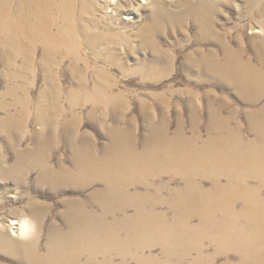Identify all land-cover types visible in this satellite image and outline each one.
Here are the masks:
<instances>
[{"label": "bare ground", "instance_id": "bare-ground-1", "mask_svg": "<svg viewBox=\"0 0 264 264\" xmlns=\"http://www.w3.org/2000/svg\"><path fill=\"white\" fill-rule=\"evenodd\" d=\"M240 1V21L231 23L218 19L221 6L228 4L223 0H0V62L9 81L14 78L12 65L31 75L34 70L43 72V101L31 121L47 131L44 136L33 134L35 148L20 153L16 166L6 160L0 164V177L23 188L35 171L32 188L59 192L72 187L77 192L57 197L63 229L48 231L44 254L27 240L38 236L46 210L40 200L28 201L24 212L31 218L11 221L17 225L13 236L20 239L9 238L7 229L0 227V248L14 264H155L154 257L146 256H153L157 246L171 263L173 254H187L176 240L193 241L201 229H214L222 252L238 253L239 261L230 264H264V0ZM141 18L146 21L136 24ZM169 36L174 40L169 39L165 49L162 39ZM143 48L148 57L135 56ZM175 70L187 75V92L182 97L174 90L171 100L189 107L192 135L187 136L179 122L169 136V125L161 120L149 126L144 147L137 152L129 137L120 139V128L109 129L119 140L103 151L107 165L96 159L87 134L80 140L75 137L74 115L68 120L60 106L64 73L72 107L92 102L95 109L115 105L125 112L126 101L136 95L116 88L117 73H139L147 83ZM216 89L232 91L251 108L244 115L246 129L233 124L236 111L221 115L218 105L226 96L212 104ZM201 91L208 100L206 138L191 108ZM140 97L156 105L170 98L166 90L156 89ZM6 108L0 101V109ZM63 117L66 121L59 129ZM90 118L98 121L91 113ZM9 121V114L0 121L2 131L18 135L23 121L14 127ZM55 135L68 146L67 153L51 143ZM168 176L153 190L157 182L152 179ZM98 183L108 191L90 192ZM119 184L126 187L117 189ZM121 208L133 215H115ZM161 211L171 212V220ZM170 229L185 230L172 236ZM131 248H141L144 255L135 256Z\"/></svg>", "mask_w": 264, "mask_h": 264}, {"label": "rangeland", "instance_id": "rangeland-1", "mask_svg": "<svg viewBox=\"0 0 264 264\" xmlns=\"http://www.w3.org/2000/svg\"><path fill=\"white\" fill-rule=\"evenodd\" d=\"M223 1L224 2L226 1L228 4L221 6V14L218 17L219 21L231 22V23L239 22L240 12L238 8L241 4V1L240 0H223ZM143 14H146V12L144 11ZM145 21L146 20L144 18H141L136 24L140 25ZM169 39L171 41L174 40L171 36L162 39L165 45L164 46L165 49H167V47L170 46L171 42ZM165 40L168 41L165 42ZM146 53H147V49L143 48L141 49V52L136 53L135 56L144 59L148 57ZM2 54H3V50L0 48V57ZM132 62L133 59H131V63ZM0 64H1L0 65V101H4V104L7 107L6 109H0V121L2 122L4 117L7 114H9L10 115L9 122L14 127L19 121L24 120L23 118L24 111L27 112V117L23 121L22 128L18 135H15V133L12 134L11 132H7V131L3 132L2 130H5V128L0 125V129H1L0 164L4 163V161L6 160V162L10 163V166L14 167L18 163L17 156L20 153H24L30 149L35 148L36 141L33 138V134L35 132L36 134H40L41 136L47 134L44 125L41 126L31 121V119L36 115V112L38 110L37 109L38 105L42 103L41 101H43V91L45 89V86L42 81L43 72L41 70L40 71L34 70L33 71L34 74L31 75V73H29L28 70H22L19 67L12 65V68L9 70L11 76L14 78H11V81H9L10 77L9 78L6 77L9 74V72L6 71V69L2 66L1 62ZM60 72L63 71H61L60 69ZM126 73H122V72L117 73L116 78L118 80V84L116 88L126 91L125 92L126 94L136 95V97L133 100L126 101L125 105L127 111L125 112L123 111L120 112L119 110H117L118 108L115 105L112 107L107 106V107H100L95 109L93 107L94 103L91 104L92 102L78 103L77 106L72 107L71 104L68 103V100L66 98L70 89L69 88L70 86L65 81L67 75L64 73L62 76V78L64 79L63 81L64 87L62 88V94H64V96L61 99L60 106L67 113L66 115H68L67 118L68 120L71 118V115H74V121H75L74 123L77 126V132H75V137L78 140H80V137L83 135V133L87 134L88 137L87 140L91 142L93 150L95 149L94 154L96 156V159L98 160L100 159V162L106 165L109 163V161L102 160L103 151L109 150V148L112 145H114V143H117L119 140L118 137L114 136V134L109 132V129H114L116 127L120 128L124 133L122 135L124 137L120 136V139L123 138V140H125L126 137L127 138L129 137L128 139H131L129 141L133 143L134 146L133 149L137 152H140V150L143 149L144 147L145 139L147 138V136H149V131H148L149 126L153 123L155 124L160 123L161 120L168 123L169 136L173 135L174 132L177 130V126L179 122L182 124L184 128V132L187 136H191L193 133L192 131L193 119L191 118V112H189L190 111L189 107H187L183 102H178L176 99L171 100V92H174V90L176 92H179L178 95H181L182 97H186L187 90L185 88L184 83L187 75L185 73L175 70L169 72L166 76L162 77L158 81L153 80L147 83L142 82V75L139 73H131V72H126ZM20 75L28 76V77L26 78L18 77L17 79L15 78ZM14 86H20V87L19 89L15 90ZM154 89L159 91L166 90L167 94L170 97L168 99V103L156 105L150 99H146L144 101L145 104L144 102H141L140 96H144L146 92ZM10 90L12 92L9 95L7 92L8 91L10 92ZM214 93H215V97L217 98L214 97L212 104L215 105L219 101L218 98H222L224 96L227 97L225 102L221 103V107L220 104L218 105L221 115L223 117H228L233 115L231 112L236 111L237 115L233 120V124L235 122H239L241 123L243 129H246L247 121L244 115L251 108L245 106L232 91L229 94H225V92H223L222 90L216 89ZM206 102H208V100L204 97L203 92L201 91L200 95L194 99V105L191 107L197 113V118L195 121L197 122L198 129L200 128L199 131L201 133L202 138H206L208 133L206 128L208 123ZM90 113L91 115H96L98 121L91 120ZM65 121H66L65 117L61 118L60 124L57 127L61 129L64 126ZM100 126L105 127V129H103V127ZM127 129L131 131L127 133L128 135L125 134L126 133L125 131H127ZM52 140L53 141L51 143L60 146L59 149L61 148L60 151L62 153L68 152L69 150L68 146L62 143V140H60V135H55V137ZM51 143H50V147L53 146V144ZM114 155H116V153H114ZM66 164L70 165L69 162L67 161ZM35 174L36 172L34 171L32 175L33 178L35 177ZM33 178L25 179L23 181L25 187L19 188L13 182L5 181L0 177V222H2L3 225L0 227L3 229H7L8 237L13 238L14 236L12 231L13 229L15 230L17 228V225L16 226L11 225V221L14 220L18 221L23 219L24 217L31 218V216L26 215L24 212V210L28 206V201L32 198L36 200H40V202L43 205H45L44 209L46 210L44 211V215L42 214V218L40 221L41 223L40 229L37 230L38 236L34 238L35 234H33L27 240L37 243L38 244L37 252L39 254H44L47 250V241H48L47 236H49L48 231L50 229H63V222L61 216L63 210L59 202V199L57 197L61 196L62 198H66L69 196H75L77 195V192L72 187H62L59 192L57 191L52 192L48 187L45 186H40L39 188H32L31 187L32 184L29 182H34ZM168 178L169 176L157 180L152 179L155 180V182H157V185L153 187V190L157 191L158 188L162 186L160 182L167 181ZM174 186L176 185L174 184ZM125 187L126 185L119 184L117 186V189H124ZM90 189H91L90 192L96 194L102 193L103 189L104 192L108 191L107 186L104 187L100 183L95 184ZM100 200H104V199H100ZM109 204L111 205L110 202H107V205ZM98 211L99 210H96L95 212ZM147 212H150V210H147ZM165 212L163 214V211H161L160 214H163L168 220H171L170 218L173 217L171 212H167V213ZM114 214L118 215L120 218H123L129 215H133V212L121 208L118 209L117 212H114ZM194 222L197 223V220H195ZM183 230L185 229H170V233L172 236L176 233L183 234ZM201 230H202L201 235L200 234L197 235V233L193 234L194 236L193 241L192 240L188 241L184 238H180L176 240L175 244L176 245L182 244L180 250L182 251L185 250L187 254L183 257H180L179 254H173L171 258V263L167 262L165 255H162V248L160 246L154 248L153 256H146V257H154L156 261L155 264H209V262L210 264H230V263H237L239 261L238 253L236 251L230 252V250H225L223 251L224 252L223 253L222 250L218 249L219 245L214 241V239L216 238L215 236H217L216 233L214 232V229H201ZM14 238L17 239L16 237ZM149 242L151 243V240H149ZM141 250H142L141 248H136V249L131 248L130 253L135 254V256L136 255L143 256L144 253L142 252L143 250L142 251ZM146 254L150 255V251L146 252ZM197 259H200L202 263L197 262ZM0 264H14L12 259L2 252L1 248H0Z\"/></svg>", "mask_w": 264, "mask_h": 264}]
</instances>
